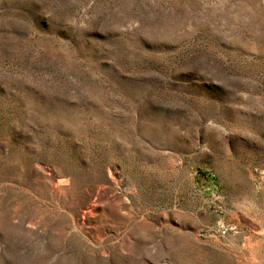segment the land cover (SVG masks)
Listing matches in <instances>:
<instances>
[{
  "label": "rangeland",
  "instance_id": "374dc122",
  "mask_svg": "<svg viewBox=\"0 0 264 264\" xmlns=\"http://www.w3.org/2000/svg\"><path fill=\"white\" fill-rule=\"evenodd\" d=\"M0 264H264V0H0Z\"/></svg>",
  "mask_w": 264,
  "mask_h": 264
}]
</instances>
